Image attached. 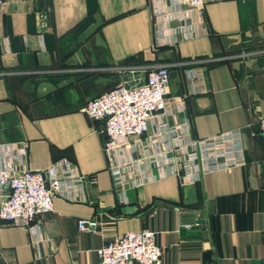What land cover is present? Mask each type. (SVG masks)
<instances>
[{
    "label": "crops",
    "instance_id": "0c3cea01",
    "mask_svg": "<svg viewBox=\"0 0 264 264\" xmlns=\"http://www.w3.org/2000/svg\"><path fill=\"white\" fill-rule=\"evenodd\" d=\"M157 64L170 66L168 107L109 155L85 106ZM263 117L264 0H164L160 14L151 0H4L0 164L69 161L86 182L34 233L0 219V264H100L101 246L143 229L162 264H264ZM233 130L244 164L186 172L192 140ZM81 218L98 224L80 230Z\"/></svg>",
    "mask_w": 264,
    "mask_h": 264
},
{
    "label": "built area",
    "instance_id": "2783aa9c",
    "mask_svg": "<svg viewBox=\"0 0 264 264\" xmlns=\"http://www.w3.org/2000/svg\"><path fill=\"white\" fill-rule=\"evenodd\" d=\"M151 1L157 13H162L164 0ZM169 1L188 3L198 11L204 6V0ZM3 2L0 0V5ZM169 82L170 66L157 64L149 71L144 83H119L87 103L85 112L89 117L105 121V150L109 155L126 145L130 137L147 132L154 115L166 110ZM261 130L264 133V117ZM244 163L242 133L233 130L192 140L190 154L183 166L189 174L198 175L201 170L226 169ZM85 182L86 177L69 161L22 172L10 162H3L0 164V196L4 200L0 206V219L6 224L27 227L34 233L38 228L34 223L36 218L53 210L54 199L57 196L76 199ZM121 183L117 178V187H121ZM97 224L91 218L78 221L79 229L83 231L94 230ZM40 241L36 238L34 243ZM162 254L156 232L150 229L125 232L98 249L100 264H162Z\"/></svg>",
    "mask_w": 264,
    "mask_h": 264
}]
</instances>
